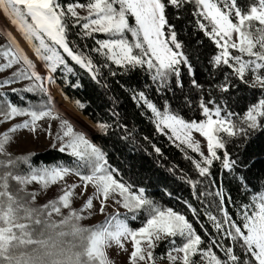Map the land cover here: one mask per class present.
<instances>
[{
    "label": "trees",
    "instance_id": "trees-1",
    "mask_svg": "<svg viewBox=\"0 0 264 264\" xmlns=\"http://www.w3.org/2000/svg\"><path fill=\"white\" fill-rule=\"evenodd\" d=\"M94 1L53 0L51 5L64 10L62 35L86 65L61 51L64 64L53 72L54 84L93 123L90 140L95 149L77 156L57 148L7 153L0 147V224L12 225L10 239L0 240V264H103L90 248L105 221L83 224L66 211L51 216L54 204L35 202L18 181L55 167L81 176L110 172L131 191L143 190L141 209L123 215L131 229L162 210L183 216L199 237V251L189 264H210L206 251L220 264H259L227 219L238 220V213L253 204L254 196L264 194V62L242 76L229 63H216L219 46L210 33L215 27L201 3L159 0L165 38L174 36L184 58L179 73L162 82L146 64L115 61L102 46L109 35L86 27V19L68 8ZM104 1L114 10L121 7L120 0ZM218 1L223 7L226 0ZM227 1L244 17L260 4V0ZM229 16L239 26L235 13ZM128 20L133 22L131 15ZM240 29L252 32L264 26L249 19ZM4 82L0 80V115L5 118L13 109L38 113L53 107L39 83L32 80L28 88L3 89ZM151 105L186 121L203 119L205 108H219L230 120L233 132L218 133L222 147L216 149L206 173L160 129ZM256 107L259 112L250 121L248 113ZM100 165L106 166L105 171H100ZM182 242L177 236L162 240L148 264H186L168 255Z\"/></svg>",
    "mask_w": 264,
    "mask_h": 264
},
{
    "label": "rangeland",
    "instance_id": "rangeland-1",
    "mask_svg": "<svg viewBox=\"0 0 264 264\" xmlns=\"http://www.w3.org/2000/svg\"><path fill=\"white\" fill-rule=\"evenodd\" d=\"M52 1L43 7L40 0H5L11 14L0 6V80H5L2 88H28L33 80L44 87L53 105L38 113L13 109L10 117L0 115V147L7 153L57 148L86 156L95 149L90 140L93 123L50 87L53 72L64 64L61 51L86 67L66 44L60 27L64 10L51 5ZM198 1L215 27L210 32L219 46L215 62L229 63L240 76L257 69L264 62V29L249 32L240 27L249 19L264 26V0L245 17L227 0L222 1L223 7L218 0ZM120 3L119 10L104 0L87 5L74 3L68 8L86 19V27L109 35L102 46L115 61L146 64L162 82L172 73L177 75L184 58L174 36L165 38L159 0ZM230 12L235 13L239 26L231 21ZM128 15L133 22L129 23ZM151 108L160 129L193 158L202 173L208 171L216 149L222 147L218 133L233 132L230 120L219 108H205L204 118L198 121H186L152 105ZM259 108L248 113L250 121L256 118ZM99 169L105 171L106 166L100 165ZM18 181L35 202L48 200L54 204L48 213L51 216L66 211L83 224L105 221L106 227L93 237L90 248L103 264H148L154 260L152 253L158 243L176 236L183 242L169 251L170 259L189 264L192 255L199 251V237L183 216L169 209L131 229L123 215L141 209L144 192L131 191L110 172L81 176L55 167L45 174L18 177ZM227 223L251 248L259 264H264V194L255 195L253 204L238 213V220L228 218ZM11 229L9 222L6 227L0 224V240H9ZM204 257L210 264H220L212 252L206 251Z\"/></svg>",
    "mask_w": 264,
    "mask_h": 264
},
{
    "label": "bare ground",
    "instance_id": "bare-ground-1",
    "mask_svg": "<svg viewBox=\"0 0 264 264\" xmlns=\"http://www.w3.org/2000/svg\"><path fill=\"white\" fill-rule=\"evenodd\" d=\"M50 3V0H40V4L44 7V6H47L48 4ZM0 6L2 7V10L5 12V13H9L11 14L12 11L8 8V6L6 5V2L5 0H0ZM50 87L55 91L56 94H58L60 97L61 94L58 92V89L56 88L54 82L52 81L51 79V82H50Z\"/></svg>",
    "mask_w": 264,
    "mask_h": 264
}]
</instances>
